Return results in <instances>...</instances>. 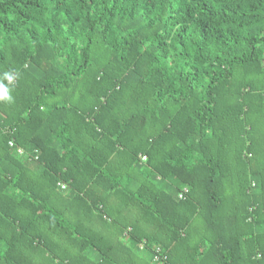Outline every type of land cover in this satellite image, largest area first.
Segmentation results:
<instances>
[{
	"label": "trees",
	"instance_id": "trees-1",
	"mask_svg": "<svg viewBox=\"0 0 264 264\" xmlns=\"http://www.w3.org/2000/svg\"><path fill=\"white\" fill-rule=\"evenodd\" d=\"M0 84V264H264V0H0Z\"/></svg>",
	"mask_w": 264,
	"mask_h": 264
},
{
	"label": "clouds",
	"instance_id": "clouds-1",
	"mask_svg": "<svg viewBox=\"0 0 264 264\" xmlns=\"http://www.w3.org/2000/svg\"><path fill=\"white\" fill-rule=\"evenodd\" d=\"M6 78L11 81L12 77L10 75H7ZM0 100H11V97L9 95V91L6 87H4L2 84H0Z\"/></svg>",
	"mask_w": 264,
	"mask_h": 264
},
{
	"label": "built area",
	"instance_id": "built-area-1",
	"mask_svg": "<svg viewBox=\"0 0 264 264\" xmlns=\"http://www.w3.org/2000/svg\"><path fill=\"white\" fill-rule=\"evenodd\" d=\"M8 146L11 147V148H14V143H13L12 141L8 142ZM22 153H23L22 150H20V149L17 150V155H22ZM143 159H144V158H143ZM60 188H61V189H64L65 186L61 184V185H60ZM183 193H186V189H183V192L179 195V198H182V197H183ZM157 252H158V251H157ZM153 259H154L155 262H157V261L159 260V258H158L157 255L154 256Z\"/></svg>",
	"mask_w": 264,
	"mask_h": 264
}]
</instances>
